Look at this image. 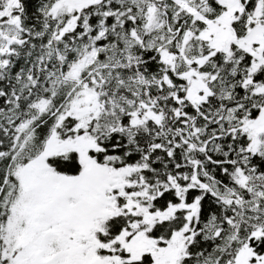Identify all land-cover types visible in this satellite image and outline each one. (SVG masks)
I'll return each mask as SVG.
<instances>
[{"label": "snow or ice", "instance_id": "snow-or-ice-1", "mask_svg": "<svg viewBox=\"0 0 264 264\" xmlns=\"http://www.w3.org/2000/svg\"><path fill=\"white\" fill-rule=\"evenodd\" d=\"M0 264H264V0H0Z\"/></svg>", "mask_w": 264, "mask_h": 264}]
</instances>
